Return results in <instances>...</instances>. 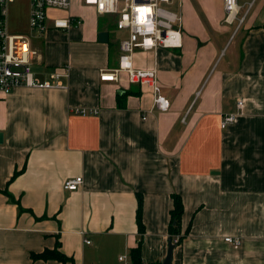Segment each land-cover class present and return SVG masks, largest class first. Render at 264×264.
Returning <instances> with one entry per match:
<instances>
[{"label":"crops","instance_id":"0c3cea01","mask_svg":"<svg viewBox=\"0 0 264 264\" xmlns=\"http://www.w3.org/2000/svg\"><path fill=\"white\" fill-rule=\"evenodd\" d=\"M238 6L243 21L229 25L223 0H175L181 47L135 50V68H156L166 112L152 110L150 90L124 76L100 81L126 36L112 17L104 22L72 0L68 14L82 25L67 32L48 21L41 36L29 26L12 33L7 20L11 34L30 38L37 78L64 67L67 77L63 88L0 94V264H64L30 258L57 243L73 264H130L137 195L142 261L162 264L172 194L183 204L181 233L189 231L170 264H264V0ZM238 100L241 115L222 130ZM76 177L83 185L65 191Z\"/></svg>","mask_w":264,"mask_h":264},{"label":"built area","instance_id":"2783aa9c","mask_svg":"<svg viewBox=\"0 0 264 264\" xmlns=\"http://www.w3.org/2000/svg\"><path fill=\"white\" fill-rule=\"evenodd\" d=\"M16 0H0V94L9 95L19 87L49 90L63 88L62 77H67L64 67L50 75L49 80H40L32 71V59L36 52L32 50L30 38L14 35L8 30L9 7ZM29 7V30L41 36L48 30L50 21L54 30L67 32L82 25V19L68 14L72 0H27ZM82 5L92 8L98 16L112 17L114 29L125 33L118 45L117 66L104 69L99 73L100 81L119 82L124 76L131 85L147 87L152 95V110L166 112L170 103L162 94L158 83L156 68L137 69L133 66L135 50L155 51L157 48L172 49L181 47V34L177 26L181 24L180 14L170 7L175 0H81ZM225 23L232 25L243 21L239 17L238 0H223ZM51 12H62L64 17H50ZM236 113L223 115L220 128L237 122L242 113V101L236 103ZM73 113L86 117L96 116L98 111L75 109ZM83 185L82 177L67 180L63 189L74 192ZM228 244L238 246V239L225 238ZM178 243V237L173 240ZM86 244L89 241L85 240ZM123 261V257H119Z\"/></svg>","mask_w":264,"mask_h":264},{"label":"trees","instance_id":"16d2710c","mask_svg":"<svg viewBox=\"0 0 264 264\" xmlns=\"http://www.w3.org/2000/svg\"><path fill=\"white\" fill-rule=\"evenodd\" d=\"M18 173H14L13 178ZM5 195L9 197V199L14 202V200L5 192L3 191ZM173 206L170 211V219H169V224H168V236L169 240L173 241L175 237H178V243H174L175 246L179 244L185 238L187 235L189 229L187 228L183 233H181V217L183 214V204L182 200L179 195L172 194L171 196ZM137 209H136V215H135V220L137 224V230H138V242L137 245L129 250V259H130V264H144L141 258V243H142V236L144 234V227L142 223V200L139 195H137ZM17 204V201H15ZM19 212H22L23 209L21 207H18ZM59 247V244H56V247L53 251H44L41 254L35 255L31 254L30 258L32 260H49L53 259L56 261H59L61 263H71L73 264L72 260L70 258H67L64 256L62 253H60L57 249ZM153 264H160V263H153Z\"/></svg>","mask_w":264,"mask_h":264},{"label":"rangeland","instance_id":"374dc122","mask_svg":"<svg viewBox=\"0 0 264 264\" xmlns=\"http://www.w3.org/2000/svg\"><path fill=\"white\" fill-rule=\"evenodd\" d=\"M175 9V7H170ZM28 7L24 0L17 1L9 10V28L12 33L22 31L28 32ZM102 21H108L109 17H101Z\"/></svg>","mask_w":264,"mask_h":264},{"label":"water","instance_id":"95a60500","mask_svg":"<svg viewBox=\"0 0 264 264\" xmlns=\"http://www.w3.org/2000/svg\"><path fill=\"white\" fill-rule=\"evenodd\" d=\"M98 40L101 43H106L108 40V34L106 32H101L98 35ZM175 244H173L171 242V240L168 241V246H167V252H166V256L162 261V264H170L171 260H172V255H173V250L175 248Z\"/></svg>","mask_w":264,"mask_h":264}]
</instances>
